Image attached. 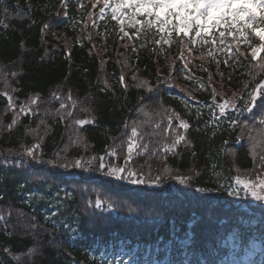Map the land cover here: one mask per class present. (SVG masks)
Masks as SVG:
<instances>
[{
    "label": "trees",
    "instance_id": "obj_1",
    "mask_svg": "<svg viewBox=\"0 0 264 264\" xmlns=\"http://www.w3.org/2000/svg\"><path fill=\"white\" fill-rule=\"evenodd\" d=\"M107 1L0 0V264H264V204L236 180L264 170V98L245 110L264 12L204 44L145 13L124 30ZM126 161L160 182L107 174Z\"/></svg>",
    "mask_w": 264,
    "mask_h": 264
},
{
    "label": "snow or ice",
    "instance_id": "obj_2",
    "mask_svg": "<svg viewBox=\"0 0 264 264\" xmlns=\"http://www.w3.org/2000/svg\"><path fill=\"white\" fill-rule=\"evenodd\" d=\"M129 7L134 8L136 13H139L141 10H144L147 16H154L155 20L161 26L171 25L172 29L179 34L180 31H183V35L185 37H189V29L195 32L196 37L200 38L202 43L208 44L209 41L204 39V34L208 33L209 26L211 27H219L221 20L224 19V15H219L222 9L231 8V0H131V3H128L125 0L124 3H121L117 6V8L113 9L114 18L115 13L119 8ZM168 9L167 15L161 19L160 12ZM183 11H180V10ZM159 10V11H156ZM104 9H101L103 12ZM241 15H234L233 20L236 21V24L242 25V27H236V24L231 23L230 21H225L228 24V35H231L233 31L239 33L241 36L244 35L246 31L254 30L257 25V16L251 11L249 4L244 3L241 4L239 9L236 10ZM261 11L264 12V6L261 7ZM187 12L190 14L191 18L189 19L188 15L184 13ZM226 15V14H225ZM247 16L248 20H251L252 23H248L244 17ZM168 17H175L181 27L178 28L175 23L169 20ZM149 26H151V21L146 22ZM260 23H264V19L260 20ZM225 32L221 31L219 34L220 42H224ZM255 35L258 36L260 43L252 48L251 55L253 59H256L258 53L264 52V29L255 32ZM191 40V37H189ZM234 39H238L239 37L234 36ZM212 43L215 44L216 40L213 39ZM245 43H248L245 40ZM191 51V49H189ZM211 54V53H209ZM261 61H264V56L260 57ZM264 68V63L260 65ZM186 67V65H185ZM123 80V77H121ZM258 98H264V83L258 84L257 87L253 90V92L249 93V99L247 104L245 105L246 111H251L252 107H255L256 101ZM230 105L229 102H225L223 104L218 105L220 112L223 114L225 109ZM215 118V117H214ZM87 121H79V123L84 124ZM232 123H235L233 121ZM264 123V121H261ZM182 126L186 129L188 128V124L181 121ZM135 134V130H133ZM184 137L180 136L177 140H183ZM35 147H39L36 145ZM129 154L132 153V145H129ZM27 155L32 157L37 163H41L33 152L32 148L27 149ZM102 160V158H101ZM63 167H67V165H62ZM74 167H82L80 161L74 162ZM100 167L103 168L104 164L101 163ZM107 174L117 180H124L134 185L146 184V183H159V177L155 179H145L142 174L133 171L131 168L127 167V161L125 162L124 167H111L109 168ZM181 183H186V177H177ZM237 183L244 184V189L251 193V195L258 201H264V179H259L257 182L252 181H242L239 177H236ZM97 206H101V202L97 201Z\"/></svg>",
    "mask_w": 264,
    "mask_h": 264
},
{
    "label": "rangeland",
    "instance_id": "obj_3",
    "mask_svg": "<svg viewBox=\"0 0 264 264\" xmlns=\"http://www.w3.org/2000/svg\"><path fill=\"white\" fill-rule=\"evenodd\" d=\"M127 2L131 3V0H127ZM180 2H183V0H180ZM244 3L249 4L250 9H252L253 6H254V0H231V8L222 9L221 13L219 14V15H224V19L221 20L220 26H221L222 22H224V20L228 16H231V18H232L234 15H240L241 13H238L236 10L239 9L240 5L244 4ZM156 11H159V10H156ZM180 11H183V10L181 9ZM144 13H145L144 10H141L139 13H136V10L134 8L124 7L123 11H119L117 13V18L119 17L118 19L120 20V24H122V26L124 27L123 29L125 30L126 29L125 27H127V26H135V25H137L138 24V17L137 16L142 15ZM167 13H168V9H165L164 11H161L160 12L161 18H164L167 15ZM184 14L190 16V14L187 13V12H185ZM169 18L172 19V18H175V17H169ZM180 27H181V25H180ZM210 28H213V27L209 26L208 31L210 30ZM259 30H261V29H258L257 31H259ZM262 55H263L262 52L258 53V56H257L256 60H260V57ZM6 67L7 66L0 65V85H5V87L7 89V85L9 83L7 82L6 70H8V69ZM0 93H5V91L1 90ZM225 100L226 99H224V101ZM259 172H260V174L262 176V178H259V179H264V170L263 171L259 170ZM241 178L242 177H240V180L245 181V182H248V181L257 182V180L254 181V180L247 179V178H242V179ZM240 184L242 186H244V184H242V183H240ZM262 203L264 204V201H262ZM29 257L33 258V255H32L31 252L29 254H27V256L25 257V260L28 259Z\"/></svg>",
    "mask_w": 264,
    "mask_h": 264
}]
</instances>
